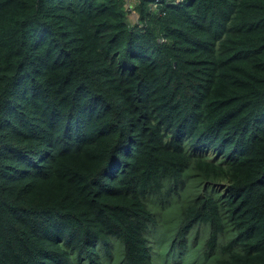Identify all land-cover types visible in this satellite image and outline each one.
<instances>
[{
    "label": "trees",
    "instance_id": "obj_1",
    "mask_svg": "<svg viewBox=\"0 0 264 264\" xmlns=\"http://www.w3.org/2000/svg\"><path fill=\"white\" fill-rule=\"evenodd\" d=\"M127 2L0 0V264H264V0Z\"/></svg>",
    "mask_w": 264,
    "mask_h": 264
},
{
    "label": "clouds",
    "instance_id": "obj_2",
    "mask_svg": "<svg viewBox=\"0 0 264 264\" xmlns=\"http://www.w3.org/2000/svg\"><path fill=\"white\" fill-rule=\"evenodd\" d=\"M154 5L157 6V3L154 2ZM127 7L134 8L133 4H131L130 0L127 2Z\"/></svg>",
    "mask_w": 264,
    "mask_h": 264
}]
</instances>
